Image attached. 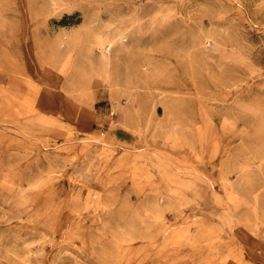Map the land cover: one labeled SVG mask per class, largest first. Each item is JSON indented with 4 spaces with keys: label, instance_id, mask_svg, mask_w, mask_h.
<instances>
[{
    "label": "rangeland",
    "instance_id": "1",
    "mask_svg": "<svg viewBox=\"0 0 264 264\" xmlns=\"http://www.w3.org/2000/svg\"><path fill=\"white\" fill-rule=\"evenodd\" d=\"M0 264H264V0H0Z\"/></svg>",
    "mask_w": 264,
    "mask_h": 264
}]
</instances>
